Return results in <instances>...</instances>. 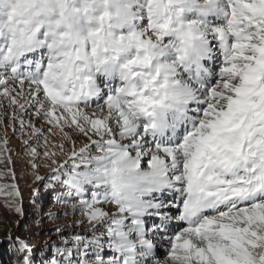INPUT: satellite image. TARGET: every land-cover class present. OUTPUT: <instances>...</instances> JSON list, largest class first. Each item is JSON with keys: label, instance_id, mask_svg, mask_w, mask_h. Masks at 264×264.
Returning a JSON list of instances; mask_svg holds the SVG:
<instances>
[{"label": "snow or ice", "instance_id": "6c2138e0", "mask_svg": "<svg viewBox=\"0 0 264 264\" xmlns=\"http://www.w3.org/2000/svg\"><path fill=\"white\" fill-rule=\"evenodd\" d=\"M3 100L62 134L48 179L91 233L63 264H264V0H0Z\"/></svg>", "mask_w": 264, "mask_h": 264}, {"label": "rangeland", "instance_id": "374dc122", "mask_svg": "<svg viewBox=\"0 0 264 264\" xmlns=\"http://www.w3.org/2000/svg\"><path fill=\"white\" fill-rule=\"evenodd\" d=\"M222 60L218 50H214V58L207 63L218 74ZM0 104V148H6L0 157V186L4 188L0 191V264H15V242L9 239V235L27 238L36 250L38 264L53 258L63 264L65 258L54 253V246L64 247L63 239H70L77 234L91 236V233L87 231L90 227L87 222L76 223L84 218L79 209L73 208L66 188L48 179L50 168L47 165L50 161L43 153L53 149L45 146L44 139L46 137L49 144L59 143L62 134L52 128L51 132L45 131L42 137L36 139L30 135L29 121L42 130L51 126L32 114L35 109L28 107L25 113L7 100L0 101ZM92 107H95V103ZM21 119L25 121L23 129ZM4 140H7L6 145ZM25 140L29 141L28 145L24 143ZM32 148L37 149L38 157L30 154ZM37 175L45 177V180L37 181ZM13 184L17 186L19 197L8 194ZM45 184L51 186L46 188ZM65 200L69 202L65 203ZM16 206L23 208V216L14 211ZM172 222L177 223L175 220ZM57 227L59 232L56 231ZM67 246L71 247V244ZM40 250H43V254ZM159 251L162 253L164 248ZM71 260H79L76 250Z\"/></svg>", "mask_w": 264, "mask_h": 264}, {"label": "bare ground", "instance_id": "6f19581e", "mask_svg": "<svg viewBox=\"0 0 264 264\" xmlns=\"http://www.w3.org/2000/svg\"><path fill=\"white\" fill-rule=\"evenodd\" d=\"M175 225H176V223L171 222V226H172V227H174Z\"/></svg>", "mask_w": 264, "mask_h": 264}]
</instances>
